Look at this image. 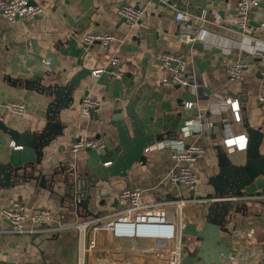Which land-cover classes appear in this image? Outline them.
Wrapping results in <instances>:
<instances>
[{"label": "crops", "instance_id": "crops-1", "mask_svg": "<svg viewBox=\"0 0 264 264\" xmlns=\"http://www.w3.org/2000/svg\"><path fill=\"white\" fill-rule=\"evenodd\" d=\"M34 3L45 10L35 20L11 24L0 13V106L12 103L27 106L23 116L0 107V166L8 164L14 143L5 128L18 134H41L46 126L48 101L41 96V79L34 76L36 69L41 73L48 71L44 62H52L59 74L66 71L64 82L83 70L91 74L85 76L74 92L70 107L57 118L58 134L42 151L37 170L46 177L47 187L40 186L41 180L16 184L13 179L10 183L0 178V210L21 203L28 216L36 208L52 212V220L41 226L27 219L25 225L33 232L26 234L12 233L10 225L0 220V264H80L82 260L85 264H158L149 250L152 245L142 241L116 240L111 248L90 250L84 255L82 237L61 228L121 212L129 205L120 199L121 191L135 189L158 204L179 208L177 232L182 239L185 225L199 226V220L216 199L211 180L220 172L219 151L225 152L236 166H246L254 160L250 154H257L258 173L237 198L264 196V102H260L264 98V58L254 53L258 49L264 51V0L251 13L250 28L243 33L232 25L238 0H172V7L149 0H35ZM123 4L146 12L134 28L119 16ZM176 9L202 16L197 25L210 31L208 40L199 42L203 49L177 41L180 26L175 21ZM90 33H112L119 42L107 49L99 45L85 47L82 39ZM166 52L188 58L191 86L161 85L164 69L160 57ZM113 56L124 60L120 81L108 72ZM241 62L250 66L238 81H230L227 69ZM99 69L105 72L95 76L93 72ZM59 77H51L44 83L48 86L62 81ZM87 96L100 103L95 115L81 114V102ZM229 99L240 103V122L235 121L226 105ZM191 102L196 106L189 110L185 104ZM130 108L156 143L145 150L143 161L135 164L125 177L97 182L89 191L87 211L81 209V217L77 216L63 198L64 175L69 172L74 176L93 175L102 165L116 160L122 150L112 117L115 110ZM200 113H205V119H199ZM209 122L213 127L208 126ZM246 122L250 128L261 130L258 148L254 145L250 148ZM241 135L248 138L246 150L225 147V140ZM99 137L107 142L105 150L72 151L74 142ZM191 144L205 150L193 167L197 184L193 189L172 185L168 177L174 170L173 155ZM54 172L58 174L56 184L52 185ZM233 203L232 222L228 225L231 234L224 235L232 242L233 251L226 264H264V204L249 207L242 201ZM183 258L182 247L181 264Z\"/></svg>", "mask_w": 264, "mask_h": 264}, {"label": "built area", "instance_id": "built-area-1", "mask_svg": "<svg viewBox=\"0 0 264 264\" xmlns=\"http://www.w3.org/2000/svg\"><path fill=\"white\" fill-rule=\"evenodd\" d=\"M35 0H0V13L5 19L14 24L18 21H31L42 16L45 10L42 6L34 3ZM157 1L165 6L172 7V0H149ZM261 0H238L237 16L232 25L242 33L250 28V15L260 6ZM144 9L129 4H123L119 8V16L130 28H134L144 18ZM203 15V14H202ZM202 16H196L192 12L183 9L175 10V21L180 25L177 41L181 44L193 46L199 42L208 40L210 31L197 25ZM119 42V39L112 33H90L83 37L82 45L91 47L99 45L104 49ZM255 55L264 58V51L255 50ZM160 61L164 69L161 85L170 88H186L191 86L190 62L183 54L166 52L161 55ZM47 63V62H46ZM124 60L119 56H113L109 60L110 70L108 71L114 80L120 81L123 78L122 67ZM250 66L248 62L236 63L227 69L229 80L238 81L243 72ZM105 70L99 69L93 72L95 76L103 74ZM264 76V73H263ZM264 102V98H260ZM100 103L89 96L81 102V114L91 115L97 110ZM226 105L234 115L236 122L241 121L240 103L238 100H227ZM194 103H187L185 107L189 110L195 108ZM0 107L8 110L14 115L23 116L27 106L23 103L5 104ZM205 113L199 114V119H205ZM213 127V123H208ZM226 148H236L244 151L248 147V138L245 135L225 140ZM107 142L99 137L94 139H81L73 143L72 151L79 152L88 149L105 150ZM159 148L162 144L158 145ZM205 150L197 144L188 145L184 150L173 155L174 170L170 173L168 180L172 185L183 186L193 189L197 184V176L194 172V164L198 157L203 155ZM120 199L128 202V207L121 212L104 219L91 221H76L61 229H68L77 232L84 240L83 254L98 248H111L116 240L142 241L151 244L150 253L158 264H181V238L178 236V207L171 204H158L145 196L141 190L124 189L120 193ZM232 202H244L249 207L264 204V196H250L247 198L226 199ZM214 201V200H213ZM29 221L36 226L49 223L52 220V212L48 209L36 208L30 215H27L25 205L13 203L11 206L0 210V220L8 223L11 232L14 234L32 233L27 229L25 223ZM89 231V233H88ZM88 233V235H87ZM87 238V239H86ZM160 243H170L169 246ZM80 264H85L84 260Z\"/></svg>", "mask_w": 264, "mask_h": 264}, {"label": "water", "instance_id": "water-1", "mask_svg": "<svg viewBox=\"0 0 264 264\" xmlns=\"http://www.w3.org/2000/svg\"><path fill=\"white\" fill-rule=\"evenodd\" d=\"M194 46L199 49L204 47L201 43H196ZM44 64L49 70L41 73L38 68L34 76L41 79L39 84L41 96H44L48 101L46 126L41 134H18L5 128L14 143L9 154L8 164L0 166V178L6 179L10 183L13 179L16 184L41 180L40 186L46 188V177L38 174L37 170L43 156L42 151L58 134L57 118L63 110L70 107L74 100V92L79 88L85 76L90 75L91 72L83 70L64 82L66 71L59 74L55 71L52 62L47 61ZM58 76L62 81L58 80L48 86L44 83L47 79ZM91 114L95 115V110ZM112 120L122 150L116 160L108 166L102 165L93 175L74 176L71 172L69 175H64L63 198L67 200L68 208L76 212L77 216H80L81 209L87 211L90 200L89 191L96 187L97 182H108L111 178L125 177L135 164L143 161L145 150L156 143L155 137L146 133L144 125L136 116L133 108L115 110ZM245 128L251 143L250 148L253 145L258 148L263 136L261 130L250 128L247 122ZM218 157L220 172L211 180L215 187L216 199L211 202L206 213L199 220V226L185 225L184 235L181 239L184 254L183 264H226L233 251L232 242L224 235L231 234L228 225L232 222L234 203L226 199L237 198L241 189L254 179L253 175L258 173L255 169L258 155L254 152L250 154L254 160L248 161L246 166H236L225 152L219 151ZM262 159L264 167V158ZM62 172L65 173V170L62 169ZM57 174L58 172L51 174L50 183L52 185L56 184Z\"/></svg>", "mask_w": 264, "mask_h": 264}]
</instances>
